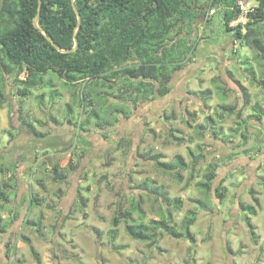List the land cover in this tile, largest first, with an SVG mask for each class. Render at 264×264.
<instances>
[{
	"label": "rangeland",
	"instance_id": "1",
	"mask_svg": "<svg viewBox=\"0 0 264 264\" xmlns=\"http://www.w3.org/2000/svg\"><path fill=\"white\" fill-rule=\"evenodd\" d=\"M199 4L200 12L208 11V0ZM220 18L218 11L208 12L194 24L193 33L178 36L190 41L194 53L173 74L167 96L141 102L128 118L117 121L105 115V122L98 121L103 129L83 110L82 85H64L47 73L46 86L21 99L14 72L4 89L0 84L6 99L0 104V166L13 169L0 173V191L6 195L0 196L5 225L0 226V264H264V127L250 116L256 107L264 109V93L257 84L264 75L254 53L224 31ZM245 22L239 16L230 25ZM243 62L256 82L249 79ZM228 72L250 98L240 118L224 116L212 124L233 143L201 128L221 113V105L237 104L239 109L244 102ZM219 87L230 91L224 99ZM206 90L210 98L204 103L200 93ZM239 121L248 126V141L241 146V138L232 133ZM75 123L85 129L78 130ZM31 129L44 137L33 136ZM178 155L188 166L179 171L180 179L176 171L168 172L149 157L174 163ZM214 165L219 166L217 177L210 195L204 196L201 184ZM55 167L63 181L53 180ZM4 181L8 189L2 188ZM152 184L180 202V209L149 194L146 186ZM217 188L224 189L221 198L215 197ZM32 197L38 199L33 206ZM137 200L142 202L144 222L159 221L164 210L172 220L170 231H160L152 245L132 240L121 222L111 243L112 218L117 211L132 210ZM241 206L252 207L255 214ZM188 211L199 213L190 228L194 243L172 235L182 233Z\"/></svg>",
	"mask_w": 264,
	"mask_h": 264
},
{
	"label": "trees",
	"instance_id": "2",
	"mask_svg": "<svg viewBox=\"0 0 264 264\" xmlns=\"http://www.w3.org/2000/svg\"><path fill=\"white\" fill-rule=\"evenodd\" d=\"M208 1V11L200 13L198 11L203 10V5H198V0H41L38 28H35L38 0H0L2 89L4 82L14 72L18 96L26 99L33 93L32 90L44 88L46 85L43 77L47 73H53L64 85L74 88L82 85L80 100L83 110L86 114L96 117L97 128L103 129L104 125L98 121L105 122V115L117 121L121 116L128 118L141 102L169 94L173 74L183 69L189 61V55L194 53L190 41L186 37L178 36L182 32L193 33L194 24L201 18H206L208 12L217 11L221 13L220 20L224 31L233 34L235 42L254 53V58L262 65L264 75V0H255L253 10L246 14V22L234 26L230 25L231 22L237 20L241 14L235 4L236 0ZM74 8L80 16L79 25ZM39 29L43 30L52 42ZM74 38L77 40V47L72 52L63 53L58 50L73 49ZM243 64L245 68L248 65L246 62ZM245 72L252 76L249 77L251 82H256L252 69L246 68ZM22 73L25 74L24 79L19 78ZM228 73L244 98L241 106L243 109H237V104H223L222 111L215 115L216 118L207 119L205 126L201 128L205 132L212 129L211 134L215 139L224 135L221 129L217 130L212 124L221 122L224 116L235 114L240 118L242 110L250 102L247 89ZM257 84L264 93V80L261 78ZM95 89L102 90H99V93ZM218 90L223 99L227 92H230L224 87H219ZM55 92L53 95H56ZM109 97L116 101L109 103ZM200 98L206 103L210 98V91H202ZM51 99L54 98L51 96ZM5 100L3 93H0V104ZM97 101H100L98 108L95 107ZM17 105H20V101H17ZM250 116L254 122L264 127L263 108L256 107ZM76 125L75 123L74 127L78 130L85 129L83 124L80 128ZM26 126L30 127L29 124ZM247 129V123L239 121L238 128L232 130V133L241 138L239 146L248 141ZM31 131L37 138L44 137L33 129ZM170 135L180 143L181 139L176 137L172 130ZM222 138L223 141L233 143L225 136ZM245 151L243 154H246ZM149 157L168 172L176 171L177 179L181 178L179 171L188 167L179 155L174 163H160L159 156ZM218 168L219 166L214 165L208 169L205 182L200 188L206 190L204 196L210 195ZM12 171L11 167L0 166L2 174L7 175ZM57 171L58 167L53 168V180L63 181L65 177L58 175ZM8 187V183L4 181L2 188ZM146 188L147 192L158 197L162 204L174 210L180 209V202L169 199L163 189L153 184L147 185ZM223 190L217 188L215 197L221 198ZM0 196H6L2 190ZM37 202L38 199L32 197L30 205L33 206ZM134 203L132 210L117 211L112 218V229L108 233L111 243L117 238V227L121 222L124 223L126 235L132 240H149L152 245L158 240L160 231H170L169 224L172 220L164 210L159 214V221L144 222L142 202L137 200ZM241 208L252 215L255 214L252 207ZM134 213L138 215L136 219L132 217ZM198 214L196 211H188L181 221L182 233L173 231V237H182L194 243L190 228L197 220ZM2 222L0 212V226L5 228ZM246 223L253 232L248 220Z\"/></svg>",
	"mask_w": 264,
	"mask_h": 264
},
{
	"label": "water",
	"instance_id": "3",
	"mask_svg": "<svg viewBox=\"0 0 264 264\" xmlns=\"http://www.w3.org/2000/svg\"><path fill=\"white\" fill-rule=\"evenodd\" d=\"M40 5H41V0H38L37 15H36L35 20H34V27H35V28H38V27H37V21H38V17H39V13H40ZM74 11H75V13H76L77 20H78V25H79V22H80V16H79V13L77 12V10H76L75 8H74ZM39 31H40L42 34L45 35V33L43 32V30L39 29ZM45 37H46L48 40H50L48 36L45 35ZM50 41H51V40H50ZM51 42H52V41H51ZM74 42H75V44H74L73 49H71V50H69V51L60 50V49H58L57 47H56V48H57L60 52H63V53H64V52H72V51L77 47V40H76V38H74ZM52 44H53V43H52ZM53 45H54V47H55V44H53Z\"/></svg>",
	"mask_w": 264,
	"mask_h": 264
},
{
	"label": "built area",
	"instance_id": "4",
	"mask_svg": "<svg viewBox=\"0 0 264 264\" xmlns=\"http://www.w3.org/2000/svg\"><path fill=\"white\" fill-rule=\"evenodd\" d=\"M236 6L241 11L240 17H244L246 19V14L253 10V5L249 3L248 0H236Z\"/></svg>",
	"mask_w": 264,
	"mask_h": 264
},
{
	"label": "flooded vegetation",
	"instance_id": "5",
	"mask_svg": "<svg viewBox=\"0 0 264 264\" xmlns=\"http://www.w3.org/2000/svg\"><path fill=\"white\" fill-rule=\"evenodd\" d=\"M198 12H200V11H198ZM201 13V12H200ZM202 19V18H201Z\"/></svg>",
	"mask_w": 264,
	"mask_h": 264
}]
</instances>
